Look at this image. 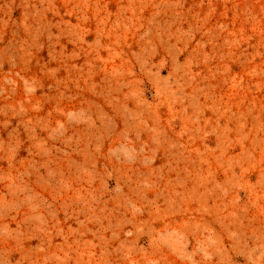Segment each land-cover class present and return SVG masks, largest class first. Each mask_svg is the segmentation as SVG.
Here are the masks:
<instances>
[{
	"label": "rangeland",
	"instance_id": "obj_1",
	"mask_svg": "<svg viewBox=\"0 0 264 264\" xmlns=\"http://www.w3.org/2000/svg\"><path fill=\"white\" fill-rule=\"evenodd\" d=\"M0 264H264V0H0Z\"/></svg>",
	"mask_w": 264,
	"mask_h": 264
}]
</instances>
